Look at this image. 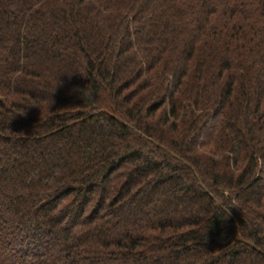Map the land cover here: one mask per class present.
<instances>
[{"label":"trees","instance_id":"16d2710c","mask_svg":"<svg viewBox=\"0 0 264 264\" xmlns=\"http://www.w3.org/2000/svg\"><path fill=\"white\" fill-rule=\"evenodd\" d=\"M0 264H264V0H0Z\"/></svg>","mask_w":264,"mask_h":264}]
</instances>
